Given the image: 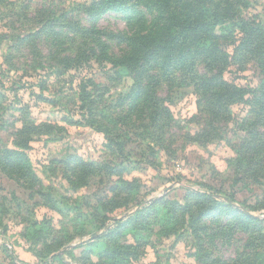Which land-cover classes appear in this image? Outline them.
I'll list each match as a JSON object with an SVG mask.
<instances>
[{"label":"rangeland","instance_id":"1","mask_svg":"<svg viewBox=\"0 0 264 264\" xmlns=\"http://www.w3.org/2000/svg\"><path fill=\"white\" fill-rule=\"evenodd\" d=\"M102 1L0 0V264H240L238 256L264 238V156L254 158L264 148V119L253 129L264 112L257 60L244 54L237 62L229 39L241 33L219 20L214 34L231 57L224 78L244 100L230 107L219 137L202 138L193 85L161 87L176 141L166 150L130 130L135 79L147 68L129 40L157 13L141 0L123 12L97 8ZM242 5L243 20L264 24V0ZM29 35L37 36L22 41ZM90 47L95 58L67 68L75 59H63ZM105 48L127 61L99 59ZM99 127L124 142L122 152ZM29 139L33 169L23 161L22 177L2 152ZM71 156L92 165H70ZM188 198L195 221L177 206ZM256 250L255 264H264Z\"/></svg>","mask_w":264,"mask_h":264},{"label":"trees","instance_id":"2","mask_svg":"<svg viewBox=\"0 0 264 264\" xmlns=\"http://www.w3.org/2000/svg\"><path fill=\"white\" fill-rule=\"evenodd\" d=\"M133 0H103L97 8H110L117 12L129 9ZM245 0H141L149 12L157 13L151 28H144L146 34H134L130 38L133 47V54L138 55L136 59L144 60L147 69L143 76L135 79L137 87L134 90L133 103H130L132 113L137 116L136 129H130L131 133L148 140L152 144L164 146L166 150L175 141L172 122L173 118L169 110L165 107L161 97L157 93L163 86H174L176 84L193 85L199 96V116L196 117L197 124L201 126L199 136L202 138H216L222 129H227L230 120V107L243 101L245 92L237 88L234 84L224 78L226 68L229 66L231 57L222 48V41H217L214 28L219 20L228 21L232 24V32L240 31L241 37L238 41L230 37V44L234 45V58L238 60L246 54L249 58L257 60L258 67L264 78V24L255 20H243L240 16V7ZM96 10V9H94ZM91 12V11H90ZM95 14V13H93ZM145 17L139 20L144 23ZM136 21V20H134ZM37 35H29L22 41L32 40ZM63 38L57 41L63 44ZM55 44V43H54ZM99 59L113 60L124 64L127 57L113 59L106 48ZM73 52V51H72ZM75 57L63 59L67 65L71 58L75 60L67 68L82 62L91 57H96L93 48L76 49ZM151 72H156V75ZM264 87V80L263 86ZM249 93V92H248ZM251 93V92H250ZM255 98H256V93ZM255 112V110H253ZM256 118V116H255ZM264 119V112L259 115V120L254 123L258 129ZM139 120V121H138ZM96 125L95 122L91 123ZM152 129H147L148 127ZM97 131L103 133L111 144H116L119 152L124 148V142H118L110 133L109 129L98 128ZM27 130H25L26 132ZM31 139L20 144L21 150H6L2 152L3 160L7 159L12 167L20 168L22 177L25 173L33 169L31 161L26 153ZM262 141L260 140L259 143ZM261 150V149H259ZM264 156V148L258 151L254 158ZM260 161V159H258ZM77 163L79 166L91 167L77 156L69 158V164ZM10 178L14 176L9 175ZM73 182L71 178L68 179ZM200 200L208 201L210 197L199 195ZM159 201V200H158ZM184 216L191 217L195 221V205L188 198L187 203L178 204ZM243 218L257 225L259 219L251 214H244ZM122 223V222H120ZM192 231H197V226H190ZM95 236L94 238H96ZM257 245H251L238 256L237 262L244 264H255L257 259L256 249L262 250L264 258V238L262 235L257 239ZM235 263V262H233Z\"/></svg>","mask_w":264,"mask_h":264}]
</instances>
